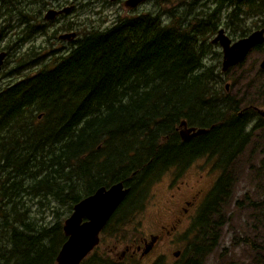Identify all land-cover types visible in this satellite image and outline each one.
Returning <instances> with one entry per match:
<instances>
[{
	"label": "trees",
	"instance_id": "obj_1",
	"mask_svg": "<svg viewBox=\"0 0 264 264\" xmlns=\"http://www.w3.org/2000/svg\"><path fill=\"white\" fill-rule=\"evenodd\" d=\"M52 2L0 0V38L13 29V46H20L43 34L41 14ZM208 2L214 8L203 15L140 13L80 37L73 32L62 39L72 46L50 57V68L38 65L51 52L35 54L34 46L16 58L15 73L38 68L0 88V264H55L72 206L99 186L121 181L128 192L100 231L118 233L141 210L154 176L182 170L200 155L213 157L221 174L182 236L179 264H198L217 247L225 223L221 207L231 194L226 170L250 134L205 63L207 37L221 24L240 35L264 29V0ZM36 112L42 116L35 122ZM181 121L206 130L184 139ZM25 199L53 202L52 220L30 217ZM79 264L138 262L133 255L91 250Z\"/></svg>",
	"mask_w": 264,
	"mask_h": 264
},
{
	"label": "rangeland",
	"instance_id": "obj_2",
	"mask_svg": "<svg viewBox=\"0 0 264 264\" xmlns=\"http://www.w3.org/2000/svg\"><path fill=\"white\" fill-rule=\"evenodd\" d=\"M124 1L126 0H53L41 14L45 25L43 34H36L35 37L22 42L20 46H13L16 31L13 29L7 31L0 38V51L7 53L0 69V88L33 74L38 68L24 69L19 73L13 71L16 58L31 46H34L32 51L36 50L35 54L51 52L49 56L44 55V61L38 66L50 64L52 57H57L64 49L70 48L72 45L69 41L58 38L62 33L74 32L76 38L82 32L104 29L112 25L116 19L140 13L170 11L175 18H180L186 13H189V16L196 13L203 15L214 8L208 0H145L133 6L124 4ZM48 8L55 10L67 8V11L48 20L43 17ZM225 14L226 10L223 9L221 20L225 18ZM248 20L250 19H246L247 24L252 22L255 25L259 24L257 19H251L252 22ZM218 26L227 29L222 24ZM235 34L236 32L229 30V35ZM213 36L214 32L207 40ZM211 49L219 50L212 47ZM263 57L264 43L258 49L250 51L239 67L232 69L233 76H236V72L241 73L236 82L230 85L231 78L224 77V82L230 85L228 93L236 96L241 106L252 104L264 110V72L258 71ZM219 59L218 56L213 58L206 56L204 60L206 64L214 65ZM51 65H48V68ZM217 68L219 69V64ZM223 84L221 83V88ZM34 115L35 122L42 116L39 112ZM220 171L213 157L200 155L182 170L170 168L160 172L148 182L143 205L133 220L123 225L120 231L112 236L104 234L106 231L99 233V241L93 250L111 254L115 258L121 256L120 253L124 251L123 256L132 254L138 264H151L159 258H162L165 264H179L182 261L180 252L185 244L182 236L190 225L199 202L221 174ZM226 171L232 175V180L230 197L221 207L225 223L220 229L217 247L204 253L198 264H264V248L258 247L264 242V119L263 125L261 124V127L250 135L247 145L229 164ZM176 186L179 190H176ZM196 190H200V193L194 205L195 209L190 208L182 216L178 211L182 199H189V193ZM24 206L30 217L37 219L42 217L41 222L52 220L51 209L55 206L53 202L35 205L33 200L31 202L25 199ZM178 216H181L180 220H176ZM172 225L175 227L171 230ZM166 230L169 233H166ZM150 237H155L151 248L143 255L140 251L138 253V250L133 254L136 247H142L144 242L150 241ZM175 251H179L177 256L173 255Z\"/></svg>",
	"mask_w": 264,
	"mask_h": 264
},
{
	"label": "water",
	"instance_id": "obj_3",
	"mask_svg": "<svg viewBox=\"0 0 264 264\" xmlns=\"http://www.w3.org/2000/svg\"><path fill=\"white\" fill-rule=\"evenodd\" d=\"M141 0H126L124 4L133 6ZM67 8L55 10L47 9L43 14L45 19H52L61 12H66ZM248 36L240 38L230 43L229 38L220 28L211 39L212 43L217 42L222 49L221 70L233 65L244 58L251 46L263 42V28H256ZM74 33H64L59 35L60 39H71ZM5 56L4 51H0V67ZM259 67L264 69V57L259 63ZM182 129L180 135L186 139L201 134L205 129L185 127L183 121L180 122ZM184 128V129H183ZM128 192V187H124L121 181L114 182L107 187L99 186L90 195L80 199L71 209V212L62 222V232L65 240L59 247L54 262L55 264H79L80 261L91 252L99 241V233L114 210L119 206ZM155 237H150V241L143 243L136 250H141L140 254H145L152 246ZM179 251L173 253L177 256Z\"/></svg>",
	"mask_w": 264,
	"mask_h": 264
},
{
	"label": "flooded vegetation",
	"instance_id": "obj_4",
	"mask_svg": "<svg viewBox=\"0 0 264 264\" xmlns=\"http://www.w3.org/2000/svg\"><path fill=\"white\" fill-rule=\"evenodd\" d=\"M114 1H116V0H114ZM143 1H145V0H141V2H139V4H141ZM57 15H59V14H57ZM55 17H53V18H55ZM48 20H51V19H48ZM218 27L215 28L214 36L216 35L217 31L221 28V27H219V28ZM222 30H223V33L229 38V40H230L229 44H231V43L235 42L236 40H238L240 38H244V37L248 36L251 32H253L254 30H258V29H249V31H247L246 33H244L242 35L237 33L236 30H234V29H222ZM229 30H231L233 32H236V34L235 35H229ZM262 36H263V42H261L260 44H255V45L251 46L250 49L245 54L243 59L237 61L233 65L228 66L225 70H221V61H222V55H223L221 47L219 46V44L217 42H215V43L211 42V39L213 37L209 38L207 40V42L210 44V50H209V52L207 54V57H210V58L212 57L213 58L214 56H216V57L218 56L220 58L219 62H217V64L212 65L213 66V77L218 82L217 87L219 88V92H221L222 95H224V98H227V101L229 103H236L237 110H236L235 114H236V116H238L241 119H247L245 124H244V126H243V129H244L246 134H250V135L255 130H257L259 127H261V124L263 125L264 110L263 109H259L258 107L253 106L252 104H247V105L241 106V102L239 101V99L236 96L235 97L231 96L228 92L230 90L229 87H230L231 83L236 82L238 80V78L241 77V73L240 72H236V76H233V73H232L233 70L232 69H234L235 67H239L250 51L258 49V47L261 46L264 43V29L262 31ZM211 47L212 48H217V49L219 48V50L218 51H215L214 49L212 50ZM218 64H219V69L217 68ZM258 71L260 73H263L264 69H261L259 67ZM224 77L231 78L230 85H229L228 82H224V79H225ZM221 83H224L223 86H222L223 89L220 86ZM194 128L198 129L200 127H194ZM246 145H247V143L243 146V149H244V147ZM176 190H179L178 186H176ZM199 193H200V190H196L193 193H189V199H187V198L182 199V205L180 206V208L178 210V211L181 212L182 216H184L188 212V210L190 208L195 209L194 205H195V203L197 201ZM180 217L181 216H178L176 220H180L181 219ZM174 227L175 226L172 225L170 227V229L172 230ZM166 233H169V231L166 230ZM154 236H156V235H154ZM158 238H159V236H158ZM139 251H141V250H138V253H139ZM135 253H136V249L133 252V254H135ZM120 255H121L120 257H125V256H123L124 255V251L122 253H120ZM130 255H132V254H130Z\"/></svg>",
	"mask_w": 264,
	"mask_h": 264
},
{
	"label": "bare ground",
	"instance_id": "obj_5",
	"mask_svg": "<svg viewBox=\"0 0 264 264\" xmlns=\"http://www.w3.org/2000/svg\"><path fill=\"white\" fill-rule=\"evenodd\" d=\"M4 52H5V51H4ZM6 55H7V54H6V52H5V56H4V58L6 57ZM4 58H3V60H4ZM3 60H2V63H3ZM1 65H2V64H1ZM0 69H1V67H0Z\"/></svg>",
	"mask_w": 264,
	"mask_h": 264
}]
</instances>
